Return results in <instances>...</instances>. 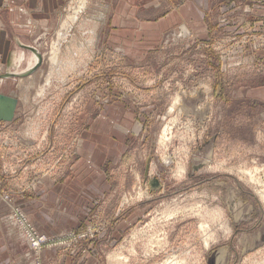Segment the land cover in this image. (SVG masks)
<instances>
[{
  "label": "rangeland",
  "instance_id": "obj_1",
  "mask_svg": "<svg viewBox=\"0 0 264 264\" xmlns=\"http://www.w3.org/2000/svg\"><path fill=\"white\" fill-rule=\"evenodd\" d=\"M51 1L41 67L1 80L0 53V264H264V0H158L129 42Z\"/></svg>",
  "mask_w": 264,
  "mask_h": 264
},
{
  "label": "crops",
  "instance_id": "obj_2",
  "mask_svg": "<svg viewBox=\"0 0 264 264\" xmlns=\"http://www.w3.org/2000/svg\"><path fill=\"white\" fill-rule=\"evenodd\" d=\"M103 1L107 3L109 9L108 15H110L111 21H115L111 23L114 30L113 33L115 32V40H118L120 36H123L124 40L128 42L134 38L139 39L142 38V33L144 31L145 33L147 32V34L148 32H159L160 28L167 24L165 21H162L161 23H153L151 17H146L149 14L153 15L156 19L159 9L161 10V14L166 13V9L163 8L162 5L158 4V0ZM50 2L52 6L51 0H0V53L3 54L5 50V73L9 71H24L26 68L29 69L31 64H33L36 60L35 53L31 51L32 48L27 42V39L24 37L25 34H27V31L23 26V20L26 18L25 16H28L26 8L38 9L39 7L50 5ZM170 20L172 22L175 21L173 17H171ZM5 21L12 24V31H7ZM3 42H10L11 45L8 44L7 47V45ZM125 47H127L126 49L129 48V46ZM34 58L35 60H33ZM10 64L15 68H13ZM2 240L4 239L1 238V242ZM0 249L2 250L1 255L4 256V259L0 258V261L5 260V258H7L5 255L6 250L4 249L3 252V249Z\"/></svg>",
  "mask_w": 264,
  "mask_h": 264
},
{
  "label": "water",
  "instance_id": "obj_3",
  "mask_svg": "<svg viewBox=\"0 0 264 264\" xmlns=\"http://www.w3.org/2000/svg\"><path fill=\"white\" fill-rule=\"evenodd\" d=\"M32 52L35 53L36 55V60L33 62V64L30 66L29 69L27 70H24V71H19V73H16V72H12V71H9L7 72V75L1 79V80H4L6 78H23V77H28L30 75H32L35 71H37L41 66L42 64V57H41V54L39 52H37V50H35L34 48L31 49ZM0 100H4V98H0ZM13 105H14V102H12ZM10 117V116H9ZM155 182H153V184H158V181L157 180H154Z\"/></svg>",
  "mask_w": 264,
  "mask_h": 264
},
{
  "label": "bare ground",
  "instance_id": "obj_4",
  "mask_svg": "<svg viewBox=\"0 0 264 264\" xmlns=\"http://www.w3.org/2000/svg\"><path fill=\"white\" fill-rule=\"evenodd\" d=\"M87 1L88 0H79V4L81 5V7L85 10V6H86V4H87ZM75 18H76V16H75ZM74 18V19H75ZM65 27V26H64ZM63 42H65V41H63ZM54 52H53V54H52V56H51V58H50V62H51V66L53 67V69H55V68H57L58 66V62H59V57H60V55H61V51H60V47H58V46H56L55 48H54V50H53ZM18 59V58H17ZM21 59H23V58H21ZM16 60V59H15ZM33 60H35V58L33 59ZM12 61V60H11ZM21 61V60H20ZM17 63V62H16ZM30 63V62H29ZM15 64V63H14ZM61 64V63H60ZM11 65V64H10ZM18 65V64H17ZM32 65V64H31ZM12 66V65H11ZM15 66V65H14ZM13 67V66H12ZM13 68H15V67H13ZM17 68V67H16ZM17 70H19V69H17ZM177 96V95H176ZM178 99V98H177ZM175 104H173L172 105V107L174 106ZM173 125V124H172ZM167 130H168V127L164 130V134H166L167 133ZM171 137V136H170ZM212 157V156H211ZM167 161V160H166ZM168 163V162H167ZM262 199H264L263 197H262ZM118 258V257H117ZM172 262V261H171ZM170 262V263H171ZM110 264H120L119 262H117V260L115 259V260H111V263ZM172 264V263H171ZM175 264V263H174Z\"/></svg>",
  "mask_w": 264,
  "mask_h": 264
},
{
  "label": "built area",
  "instance_id": "obj_5",
  "mask_svg": "<svg viewBox=\"0 0 264 264\" xmlns=\"http://www.w3.org/2000/svg\"><path fill=\"white\" fill-rule=\"evenodd\" d=\"M47 245H49V242L47 240H43V239L38 238V243H37V245H35V247L39 246L40 248H43L44 246H47Z\"/></svg>",
  "mask_w": 264,
  "mask_h": 264
}]
</instances>
